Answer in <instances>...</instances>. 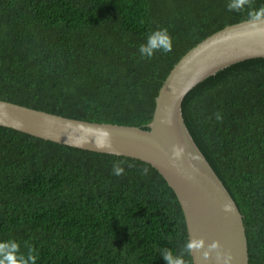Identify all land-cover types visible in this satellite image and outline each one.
<instances>
[{"label": "trees", "instance_id": "1", "mask_svg": "<svg viewBox=\"0 0 264 264\" xmlns=\"http://www.w3.org/2000/svg\"><path fill=\"white\" fill-rule=\"evenodd\" d=\"M228 0H0V100L93 123L147 129L177 62L222 27L249 20ZM172 51L141 58L152 31ZM191 123L230 182L249 264H264V71L242 73L192 105ZM222 120L216 119V114ZM105 162L0 135V243L36 264H165L188 241L153 166ZM147 169V174H144ZM192 264L191 255H185Z\"/></svg>", "mask_w": 264, "mask_h": 264}, {"label": "water", "instance_id": "2", "mask_svg": "<svg viewBox=\"0 0 264 264\" xmlns=\"http://www.w3.org/2000/svg\"><path fill=\"white\" fill-rule=\"evenodd\" d=\"M251 23L245 19L222 27L177 62L158 91L147 129L89 123L0 100V135L109 163L153 166L174 198L188 240L205 242V249L191 254L192 264H224L225 255L231 257L228 264H249L244 217L190 112L216 86L242 73L264 71V32ZM173 146L183 148L179 159L173 158ZM230 202L233 211L226 213L223 207ZM213 241L221 245L219 261L215 252L207 260L202 256Z\"/></svg>", "mask_w": 264, "mask_h": 264}, {"label": "clouds", "instance_id": "3", "mask_svg": "<svg viewBox=\"0 0 264 264\" xmlns=\"http://www.w3.org/2000/svg\"><path fill=\"white\" fill-rule=\"evenodd\" d=\"M251 0H228L226 5L227 10L230 12L242 11L245 6L250 5ZM249 20L252 22L251 26L256 28L258 31L264 32V27L260 26L259 22H264V7L257 10L249 11ZM172 51V38L168 33L166 28H160L149 33L146 37V42L141 44L138 48V52L141 58L151 59L156 52H161L163 54L170 53ZM216 119L218 121L222 120L221 114H216ZM168 123V121H164ZM107 137L108 134L105 133ZM106 147L111 150L110 142ZM183 154V148L179 146H173L172 155L174 159H179ZM122 161L113 162L112 174L119 177L124 174V167L122 166ZM144 174H147V169H144ZM223 211L230 213L233 211L232 204L227 203L223 207ZM28 255L19 253V245L15 241H6L0 243V264H36V256L33 254L34 249L30 246ZM221 245L219 241H213L211 244L207 245V249L202 252L203 259H209L211 253H216V259L219 261L221 259ZM205 249V242L201 239H191L184 243L182 249L179 253L174 254L170 249L160 250V255L163 258L165 264H186L184 259L185 255H191L193 251L200 252ZM231 259L230 256H224V264H228Z\"/></svg>", "mask_w": 264, "mask_h": 264}, {"label": "rangeland", "instance_id": "4", "mask_svg": "<svg viewBox=\"0 0 264 264\" xmlns=\"http://www.w3.org/2000/svg\"><path fill=\"white\" fill-rule=\"evenodd\" d=\"M85 122H88V121H85ZM89 123H93V122H89Z\"/></svg>", "mask_w": 264, "mask_h": 264}]
</instances>
